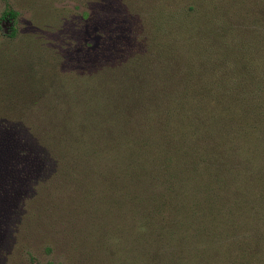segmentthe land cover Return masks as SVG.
Instances as JSON below:
<instances>
[{"label":"rangeland","instance_id":"rangeland-1","mask_svg":"<svg viewBox=\"0 0 264 264\" xmlns=\"http://www.w3.org/2000/svg\"><path fill=\"white\" fill-rule=\"evenodd\" d=\"M0 264H264V0H0Z\"/></svg>","mask_w":264,"mask_h":264},{"label":"trees","instance_id":"trees-1","mask_svg":"<svg viewBox=\"0 0 264 264\" xmlns=\"http://www.w3.org/2000/svg\"><path fill=\"white\" fill-rule=\"evenodd\" d=\"M17 15L18 12L13 9H9L8 11L5 12V16H10L12 18H15Z\"/></svg>","mask_w":264,"mask_h":264}]
</instances>
